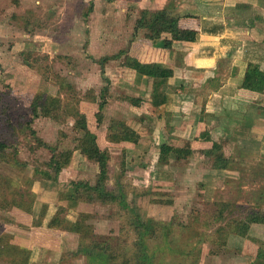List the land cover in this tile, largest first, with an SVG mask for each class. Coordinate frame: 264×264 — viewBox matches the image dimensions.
Wrapping results in <instances>:
<instances>
[{"label":"rangeland","instance_id":"rangeland-1","mask_svg":"<svg viewBox=\"0 0 264 264\" xmlns=\"http://www.w3.org/2000/svg\"><path fill=\"white\" fill-rule=\"evenodd\" d=\"M140 9L143 0H0V117L4 104L13 124L5 154L16 150L23 163L0 157V184L13 179L34 194L29 211L0 209V234H9L0 244V264H87L69 230L80 213L88 214L100 241L121 252L117 262L252 264L264 249V223L252 224L249 237L231 231L244 210H264V156L255 153L261 141L241 144L243 161L232 155L237 171L226 172L195 155L189 140L179 138L184 131L175 140L161 132L149 105L146 111L143 77L120 65L122 50L143 60L144 28L134 31ZM102 57L109 58L99 63ZM60 78L70 88L59 90ZM40 90L60 93L63 107L78 99L73 106L87 116V131L75 129L66 112L33 117L31 101ZM187 103L194 107L197 100ZM3 126L0 132L7 131ZM167 142L172 150L161 162L160 145ZM216 142L230 151L232 144ZM104 159L108 170L100 184L110 194L84 191L79 184L99 183ZM27 216L33 217L28 226L18 223ZM137 216L152 224L144 235L143 227L140 236L134 228ZM44 224L54 249L43 245L38 227ZM29 227L35 230L31 248L14 243L12 231Z\"/></svg>","mask_w":264,"mask_h":264},{"label":"crops","instance_id":"crops-1","mask_svg":"<svg viewBox=\"0 0 264 264\" xmlns=\"http://www.w3.org/2000/svg\"><path fill=\"white\" fill-rule=\"evenodd\" d=\"M165 5L180 15L181 27L199 33L194 41H174L170 48H164L159 41L154 44L145 38L143 29V60L135 56L142 62H158L172 70L162 86L170 95L169 102L152 112L147 109L154 116L151 119L159 123L161 132L169 133L171 140L184 131L179 138L189 140L191 148H196L195 155L209 144L206 140L220 139L226 145L232 144L227 152L226 146L222 147L225 156H237L242 151L241 144L252 141H261L255 153L264 156V95L240 87L248 62L264 69V0H143V8L161 9ZM140 76L146 83L143 92L149 93L151 78ZM192 99L197 100L194 107L187 103ZM191 108L195 111L189 116ZM203 131L205 139L201 140ZM32 219L19 217L18 223L28 226ZM54 229L59 238L60 231ZM12 232L16 234L14 243L31 248L33 228L24 234ZM38 232L44 234L43 245L54 249L47 243L49 228L44 224Z\"/></svg>","mask_w":264,"mask_h":264},{"label":"trees","instance_id":"trees-1","mask_svg":"<svg viewBox=\"0 0 264 264\" xmlns=\"http://www.w3.org/2000/svg\"><path fill=\"white\" fill-rule=\"evenodd\" d=\"M168 5H165L161 9L154 8H143L139 10V18L136 20V24L134 27V31L139 28L146 29L145 38L151 40L154 44L156 41L164 48H170L171 44L174 41H194L197 37L199 31L191 28L181 27L179 24L180 15L174 14L169 8ZM204 30L201 29V32ZM168 38H162V37ZM123 54V60L120 62L121 66L127 67L129 69L134 70L137 74L145 76L147 78H151V87L148 93V99L146 100L147 109L148 105L152 108V110L159 107L162 104L169 102L170 95L162 90V86L166 82L167 78L172 75V70L158 62H142L135 55L131 54L127 50H122L119 55ZM119 55H116V58H119ZM109 57H102L99 63H104ZM25 64L29 67L31 65L28 63L26 59H24ZM59 90L70 88L69 84H65L63 80L60 78L58 81ZM240 87L260 92L264 95V69L260 67L259 64L254 62H248L246 65L245 73L242 78ZM77 101L78 99L75 98ZM63 101L60 93L58 95H51L49 92L45 90L38 91L32 98L31 107H32V115L33 117L38 115V111H41V114L45 117H49L52 119H57L60 117L61 112H66L74 118L73 127L77 130L87 131V116L79 111L77 104L76 107L73 106L74 103L66 102V105L69 107H63ZM144 103V101H143ZM1 105V113H3L0 117V124H4V128L7 131L0 132V157L2 160L13 161L17 164H23L16 158V150L9 157L5 154V149L8 146L7 144V132L9 133V129L13 127V124L10 123L8 114L6 113V108ZM102 108V103L99 104V109ZM96 116L100 120V110L97 111ZM100 122V121H99ZM19 124V123H18ZM20 126V124H19ZM205 132H201V140L205 139ZM209 144L205 145L202 148V153L206 158L210 159L211 166L214 169H227L231 168V165L237 162L234 156L229 155L225 156L223 152L222 145L215 140H206ZM42 143V142H41ZM46 146V144H45ZM172 150V146L168 143L160 145V156L161 162L163 161V157ZM239 154L238 160L244 159L243 151L237 152ZM237 154V155H238ZM234 159H232V158ZM99 163V178L98 184L95 186H90L89 184H79V187H82L84 191L91 192H100L110 194L105 190L104 184H100L103 180H105L107 176L108 165L106 160H100ZM237 165V164H236ZM234 167V166H233ZM232 169V168H231ZM46 173V172H45ZM81 183V182H80ZM25 189V188H24ZM17 187L14 180L10 179L4 183L0 184V209H9L10 207H18L24 211H29L34 202V194L31 190H24ZM92 194V193H91ZM119 197H123L124 195H118L117 202L122 203L123 201ZM90 198H86L89 200ZM231 205L235 206L233 202ZM220 204L229 205L226 202H213V205ZM244 215H238L236 219H234L233 227H231V231L236 234H240L242 236L248 235V230L252 224L264 223V210L253 209L244 210ZM89 217L88 214L80 213L79 218L73 222L72 226L69 227V230L77 233L78 235V249L77 254H83L85 256V260L87 264L95 262L97 264H130L127 259H121L117 262V257L121 255V252L117 250H112L111 247L105 241H100L97 238L96 233L94 232V228L92 224L88 223ZM141 227H143V235L145 234L144 230H151L152 224L143 222L140 223V219L137 216L134 219V228L137 231V235H141L142 232H138ZM166 235V233H165ZM9 234H0V244L7 243V239ZM193 264H197L195 260ZM252 264H264V249L262 247L258 248V254L255 260H253Z\"/></svg>","mask_w":264,"mask_h":264}]
</instances>
